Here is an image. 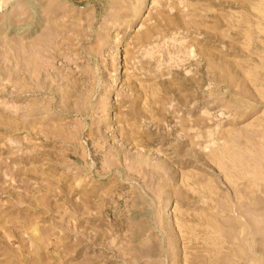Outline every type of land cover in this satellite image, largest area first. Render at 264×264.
<instances>
[{
  "label": "rangeland",
  "instance_id": "rangeland-1",
  "mask_svg": "<svg viewBox=\"0 0 264 264\" xmlns=\"http://www.w3.org/2000/svg\"><path fill=\"white\" fill-rule=\"evenodd\" d=\"M253 262L264 0H0V264Z\"/></svg>",
  "mask_w": 264,
  "mask_h": 264
},
{
  "label": "bare ground",
  "instance_id": "bare-ground-1",
  "mask_svg": "<svg viewBox=\"0 0 264 264\" xmlns=\"http://www.w3.org/2000/svg\"><path fill=\"white\" fill-rule=\"evenodd\" d=\"M259 182H260V181H259ZM259 186H260V185H259ZM244 213H245V212H244ZM244 213H243V214H244ZM257 216H258V215H257ZM253 221H254V220H253ZM259 222H260V221H259ZM208 223H209V222H208ZM244 223H245V222H244ZM257 226H258V225H257ZM262 230H263V229H262ZM247 240H248V239H247ZM250 242H251V241H250ZM254 247H255V246H254ZM252 248H253V247H252ZM242 254H243V253H242ZM242 254H241V255H242ZM228 256H229V255H228ZM257 256H258V255H257ZM225 258H226V257H225ZM250 260H252V259H250ZM252 261H253V260H252ZM250 262H251V261H250ZM242 264H243V263H242ZM250 264H254V262H253V263H250Z\"/></svg>",
  "mask_w": 264,
  "mask_h": 264
}]
</instances>
